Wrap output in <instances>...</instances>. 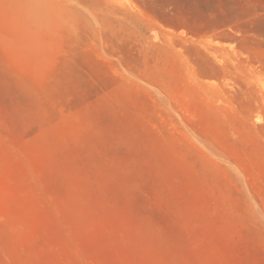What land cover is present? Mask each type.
Here are the masks:
<instances>
[{"label": "rangeland", "instance_id": "obj_1", "mask_svg": "<svg viewBox=\"0 0 264 264\" xmlns=\"http://www.w3.org/2000/svg\"><path fill=\"white\" fill-rule=\"evenodd\" d=\"M0 264H264V0H0Z\"/></svg>", "mask_w": 264, "mask_h": 264}]
</instances>
